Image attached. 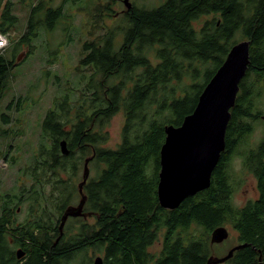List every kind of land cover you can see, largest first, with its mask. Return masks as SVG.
<instances>
[{"label": "trees", "instance_id": "16d2710c", "mask_svg": "<svg viewBox=\"0 0 264 264\" xmlns=\"http://www.w3.org/2000/svg\"><path fill=\"white\" fill-rule=\"evenodd\" d=\"M118 1L110 0L105 9L115 13L110 5ZM3 3L0 32L9 35L18 17L14 1L0 0V11ZM67 3L59 7L45 0L28 3L25 32L12 41L8 53V47L0 50V102L12 71L34 53L33 41L40 30L54 31L58 22L69 18L64 14ZM203 16L211 19L197 29L194 22ZM68 29L62 46L75 37ZM116 31L122 33L120 44L110 30L83 45L78 67L87 72L79 77L83 89L75 102L78 112L69 113L70 95H77L70 88L46 113L43 142L32 168V192L0 195V264H75L77 256L88 251L102 254L105 264H207L214 257L211 236L223 227L235 230L240 242L248 245L228 264H260V256L264 264V139L237 152L255 126L264 124L258 102L264 94V0H166L152 8L134 4ZM241 41L250 42V65L211 186L176 210L163 209L157 191L165 128L180 126L194 111L205 86ZM26 48L24 59L18 61ZM120 112L122 142L115 149L106 148L109 134L104 126ZM2 120L9 123L6 114ZM61 141L67 142L69 156L62 155ZM237 156L257 177L260 192L259 200L243 209L233 199L238 189L233 180ZM89 158L97 176L84 187V211L93 212L96 221L70 218L61 237L60 219L79 198L77 181ZM23 202L30 203V215L16 224ZM75 222L80 223L72 227ZM161 237L160 251L153 253L151 248ZM19 249L26 252L22 259L17 258Z\"/></svg>", "mask_w": 264, "mask_h": 264}, {"label": "rangeland", "instance_id": "374dc122", "mask_svg": "<svg viewBox=\"0 0 264 264\" xmlns=\"http://www.w3.org/2000/svg\"><path fill=\"white\" fill-rule=\"evenodd\" d=\"M12 1L15 2L14 13L18 17V24L15 30L7 35L9 41L7 53L11 48L12 41L17 40L28 26L31 9L28 3L38 4L42 0H27L24 5L20 4L18 0ZM45 1L51 2L54 7L62 6L68 1L64 6V14L69 18L58 22L54 31L49 27L41 29L40 37L33 41L34 53L11 73L4 98L0 102V195L6 193L20 194L22 189H26L27 193L32 192V186L34 185L32 168L37 161L39 143L43 142L41 136L43 119L48 110L55 104V99L59 100L61 95L70 88L77 91V95H70L73 99L70 102L74 108L79 97L78 92L83 89V85H78V82H81L79 79L81 74L87 72H80L79 69L80 61L84 58L83 45L110 30L117 33V44L122 42V33L116 31V29L122 25L123 16L126 12L123 0L110 5L115 13L105 9L108 3H112L110 0ZM130 1L133 5L148 8L160 6L166 2V0ZM4 7L5 3L2 4L0 15ZM110 12L113 14V18L109 17ZM208 19H211V17L203 16L194 22V26L199 29ZM67 29L68 31L72 30L75 37L69 45L62 46L60 42L67 40L66 35L64 36V32L67 34ZM58 49L60 52L59 54L56 53L55 57L54 52ZM27 50L26 48L22 51L21 60L24 59L23 54ZM50 60L53 62L50 63ZM57 76L59 79H56ZM205 81L202 80L203 83ZM258 102L264 111V94ZM2 114L9 117V123H4ZM123 125L124 115L122 112L109 120L103 129L104 132L109 134V141L104 147L115 149L121 144ZM262 139H264V124L259 123L255 126L253 134L244 140L237 152L241 154L248 148L257 146ZM241 163L242 159L237 156L233 170V178L239 191L236 197L237 203H241L245 196L251 198L253 195L252 187L257 186V180L254 179L252 174L241 173ZM89 170L90 177L97 176V171L94 168L89 167ZM82 176L83 169L81 178L77 183L82 181ZM49 189L48 186L46 190L49 191ZM78 202L79 198L75 206L78 205ZM29 210L30 203H21L16 211L17 221L20 223L25 221L30 215ZM81 219L78 221H81ZM94 221L85 220L87 223H94ZM77 223L80 222L73 223L72 227ZM227 230L229 231V239L225 245H216L213 248L217 258L226 254L230 247L236 245L237 232L229 228ZM64 232H66V229ZM161 240L162 237L151 248L153 253L160 251ZM101 255L92 251L84 252L75 259V264H93L95 258Z\"/></svg>", "mask_w": 264, "mask_h": 264}, {"label": "water", "instance_id": "95a60500", "mask_svg": "<svg viewBox=\"0 0 264 264\" xmlns=\"http://www.w3.org/2000/svg\"><path fill=\"white\" fill-rule=\"evenodd\" d=\"M123 3L127 10L132 9L130 0H123ZM250 47L249 41L237 43L205 86L194 111L185 117L180 126L166 127V140L160 153L161 170L157 191L163 209L176 210L188 198L210 188L213 173L226 150V133L232 118V109L236 106L240 84L249 69ZM21 59L22 56L18 61ZM60 148L62 155L69 156L66 141L60 143ZM91 159L86 160L83 179L78 185L79 204L68 207L60 220L61 235L69 218L87 217L84 213L87 200L84 187L90 177ZM228 238L227 228H219L213 232L211 243L220 244ZM245 247L247 245L237 246L223 258L211 257L207 264H223L232 258L234 252ZM25 255L23 249L18 250V259ZM94 264H104L103 258L97 257Z\"/></svg>", "mask_w": 264, "mask_h": 264}, {"label": "flooded vegetation", "instance_id": "af4514ba", "mask_svg": "<svg viewBox=\"0 0 264 264\" xmlns=\"http://www.w3.org/2000/svg\"><path fill=\"white\" fill-rule=\"evenodd\" d=\"M241 85V84H240ZM240 91H241V88H240ZM240 93V92H239ZM239 95V94H238ZM75 112H78L76 109H71L70 110V112L69 113H71V114H73V113H75ZM262 117H264V116H262ZM77 117H72L71 119L72 120H77L76 119ZM262 120H263V118H262ZM65 123H67V129L70 127V124H69V119L68 118H66V121H65ZM41 128H42V126H41ZM94 128V125H91V128L90 129H93ZM62 142V141H61ZM227 144V143H226ZM227 147V146H226ZM226 151V150H225ZM237 159V158H236ZM234 164H235V162H234ZM233 164V165H234ZM84 169V168H83ZM84 171V170H83ZM241 173L243 174V173H245V174H252L253 176H254V179H256L257 177L255 176V174H253V173H251L246 167H245V165L243 164V161H242V163H241ZM251 176V175H250ZM213 177V176H212ZM90 178V177H89ZM82 179H83V176H82ZM233 180H234V178H233ZM257 180V179H256ZM88 182H89V180H88ZM88 182H87V184H88ZM234 183H235V181H234ZM78 185H79V183H77ZM235 185H237V183H235ZM252 191H253V195H252V197L251 198H249V197H247V196H245L244 197V200L241 202V203H237L236 202V197H237V195H238V189H236V191L233 193V199H234V205L237 207V208H239V209H243V208H245L246 206H248L249 204L250 205H254L258 200H259V198H260V192H259V184H258V180H257V186L256 187H252ZM248 192H249V190H248ZM79 202H80V195H79ZM79 202H78V204H79ZM75 206V205H74ZM17 210H18V208H17ZM84 213H86L87 214V217H85V218H83L82 217V219H81V217H78V218H75V219H81V220H95L96 221V216L94 215V214H92V213H87V212H85L84 211ZM62 218V217H61ZM70 219V218H69ZM15 220V219H14ZM61 220V219H60ZM26 221V220H25ZM95 221H94V223H95ZM24 222V221H23ZM17 223H20V222H18L17 220H16V224ZM94 223H91V224H94ZM224 228V227H223ZM228 228V227H227ZM230 229V228H229ZM231 230V229H230ZM235 231V230H234ZM63 237V236H62ZM229 239V238H228ZM228 239L226 240V241H224L223 243H220V244H212L211 243V245L214 247L215 245H217V246H224L225 245V243L228 241ZM236 245H234L233 247H230L229 249H228V251H227V253L226 254H224L223 256H221V257H218V258H223V257H225V255L227 256L228 254H229V252L233 249V248H235V247H237V246H240V245H243L241 242H240V235H239V233H237V240H236ZM245 245H247V244H245ZM248 246V245H247ZM238 251V250H237ZM213 253V256L214 257H216L215 256V254H214V252H212ZM236 252H234V254H235ZM233 254V255H234ZM77 257H79V256H77ZM98 257H102L103 258V260H104V257H103V255H101V256H98ZM262 256H260V258H259V261H260V259H261V261H260V264H262V258H261ZM97 258V257H96ZM95 258V259H96ZM231 259V258H230ZM229 259V260H230ZM229 260L228 261H226L225 263H223V264H228V262H229ZM94 264V263H93ZM104 264H105V260H104Z\"/></svg>", "mask_w": 264, "mask_h": 264}, {"label": "built area", "instance_id": "2783aa9c", "mask_svg": "<svg viewBox=\"0 0 264 264\" xmlns=\"http://www.w3.org/2000/svg\"><path fill=\"white\" fill-rule=\"evenodd\" d=\"M8 37L7 35L0 32V50H3L8 47Z\"/></svg>", "mask_w": 264, "mask_h": 264}, {"label": "bare ground", "instance_id": "6f19581e", "mask_svg": "<svg viewBox=\"0 0 264 264\" xmlns=\"http://www.w3.org/2000/svg\"><path fill=\"white\" fill-rule=\"evenodd\" d=\"M234 47V46H233ZM167 126H170V125H167ZM166 126V127H167ZM165 130H166V128H165ZM64 215V214H63ZM64 230V229H63ZM63 234H64V231H63ZM63 234L61 235V237L63 236ZM61 237L60 238H58L59 240L61 239Z\"/></svg>", "mask_w": 264, "mask_h": 264}]
</instances>
